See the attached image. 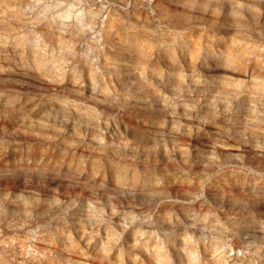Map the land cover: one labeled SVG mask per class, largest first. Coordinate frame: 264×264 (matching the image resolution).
<instances>
[{"label": "rangeland", "instance_id": "1", "mask_svg": "<svg viewBox=\"0 0 264 264\" xmlns=\"http://www.w3.org/2000/svg\"><path fill=\"white\" fill-rule=\"evenodd\" d=\"M0 264H264V0H0Z\"/></svg>", "mask_w": 264, "mask_h": 264}]
</instances>
